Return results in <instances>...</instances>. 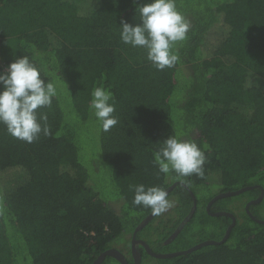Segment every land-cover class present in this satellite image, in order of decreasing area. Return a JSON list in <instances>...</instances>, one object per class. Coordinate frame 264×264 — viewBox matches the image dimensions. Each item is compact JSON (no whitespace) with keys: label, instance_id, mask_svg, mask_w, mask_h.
I'll return each instance as SVG.
<instances>
[{"label":"trees","instance_id":"16d2710c","mask_svg":"<svg viewBox=\"0 0 264 264\" xmlns=\"http://www.w3.org/2000/svg\"><path fill=\"white\" fill-rule=\"evenodd\" d=\"M145 2L0 0V71L26 55L58 91L37 110L50 135L29 144L0 125V264H92L111 248L133 264V239L139 264H264V0H176L191 27L163 71L119 37ZM97 86L114 97L107 132L88 108ZM168 135L204 149L202 177L158 173L153 153ZM135 184L172 186L174 206L133 238L151 212L132 204ZM207 240L218 243L169 257L140 242L166 254Z\"/></svg>","mask_w":264,"mask_h":264},{"label":"clouds","instance_id":"9594fccd","mask_svg":"<svg viewBox=\"0 0 264 264\" xmlns=\"http://www.w3.org/2000/svg\"><path fill=\"white\" fill-rule=\"evenodd\" d=\"M135 18L139 23L121 20V42L144 49L146 59L158 71L174 67L179 57L173 49L188 38L191 27L190 21L178 10L176 0H147L136 6ZM57 95V86L42 77L41 70L28 56L13 59L6 70L0 71V125L13 138L29 144L41 134L50 135L47 113L37 110L51 108ZM90 95L89 111L100 129L107 132L119 122L113 115V93L97 86ZM153 158L158 173L164 176L174 173V179L202 177L207 160L201 146L180 135L163 139ZM130 188L134 192L132 204L150 209L152 215L160 216L174 206L163 187L135 184Z\"/></svg>","mask_w":264,"mask_h":264},{"label":"water","instance_id":"95a60500","mask_svg":"<svg viewBox=\"0 0 264 264\" xmlns=\"http://www.w3.org/2000/svg\"><path fill=\"white\" fill-rule=\"evenodd\" d=\"M172 187V186H171ZM170 187V188H171ZM170 188H168L167 189V191H169L170 190ZM253 188V186H248V187H243V188H240L239 190H235V191H231V192H225V193H219V194H217L216 196H214L209 202H208V204H207V210L209 211V209H210V206L212 205V203L215 201V200H217V199H219V198H221V197H227V196H231V195H238V194H240V193H242V192H244L245 190H249V189H252ZM262 197H263V193H261L260 194V196L257 198V199H255V200H253V201H251V202H249L247 205H246V211L249 213V205H250V203H257V202H259L261 199H262ZM194 200V199H193ZM195 202L196 201H194V204H193V207H192V210H191V212H193L194 211V209H195ZM219 214H225V215H230V216H232L231 214H229V213H225V212H219V213H216V215H219ZM154 215H152L151 214V212H150V214H148L143 220H142V222L134 229V231H133V238H134V235L136 234V232L137 231H139L140 229H142L150 220H151V218L153 217ZM189 217V216H188ZM233 217V216H232ZM233 221H232V223H231V225L227 228V230H226V232H225V234H224V236H223V238H222V240H220V242H222V241H224L227 237H228V235H229V233H230V230H231V227L233 226V224H234V222H235V220H234V218L232 219ZM257 221L258 222H262V223H264V221L263 220H258L257 219ZM178 231V230H177ZM173 236H174V234L172 235V236H170V238L169 239H172L173 238ZM168 239V240H169ZM134 241H136L135 239H133V243H134ZM142 244H143V246H144V248H145V250L149 253V254H151V255H153V256H155V257H169V256H172V255H177V254H186V253H188V252H190V251H192V250H194V249H197V248H199V247H201V246H203V245H206V244H216V243H218L217 241H212V240H207V241H203V242H200V243H198V244H195V245H193L192 247H190V248H188V249H186V250H182V251H178V252H173V253H166V254H160V253H154V252H152L151 251V249L148 247V245L146 244V243H144V242H142V241H140ZM106 255H110V256H113L114 258H116L121 264H128L127 263V261H126V259H125V257H124V255L121 253V252H119L118 250H116V249H109V250H106V251H104V252H102L93 262H92V264H100L101 262H102V260L105 258V256ZM132 256H133V264H139L140 263V260H141V255H140V253L139 252H137V250H136V248H134V246H133V249H132Z\"/></svg>","mask_w":264,"mask_h":264},{"label":"rangeland","instance_id":"374dc122","mask_svg":"<svg viewBox=\"0 0 264 264\" xmlns=\"http://www.w3.org/2000/svg\"><path fill=\"white\" fill-rule=\"evenodd\" d=\"M219 34H220V29L219 28H213L211 30V35H210L211 41L215 40L219 36Z\"/></svg>","mask_w":264,"mask_h":264},{"label":"flooded vegetation","instance_id":"af4514ba","mask_svg":"<svg viewBox=\"0 0 264 264\" xmlns=\"http://www.w3.org/2000/svg\"><path fill=\"white\" fill-rule=\"evenodd\" d=\"M206 208H207V206H206ZM173 234H175V232H174ZM173 234H172V235H173ZM172 235H171V236H172ZM169 238H170V237H169ZM169 238H168V239H169ZM168 239L166 240V242H168V241L171 240V239H169V240H168ZM136 243H137V241H134V243L132 242V249H133V246H134ZM134 248H135V246H134ZM137 252H138V251H137Z\"/></svg>","mask_w":264,"mask_h":264}]
</instances>
